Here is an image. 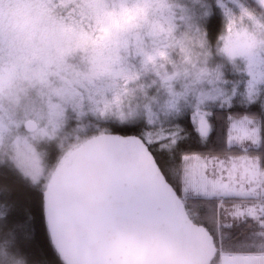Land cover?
<instances>
[{
	"label": "rangeland",
	"instance_id": "374dc122",
	"mask_svg": "<svg viewBox=\"0 0 264 264\" xmlns=\"http://www.w3.org/2000/svg\"><path fill=\"white\" fill-rule=\"evenodd\" d=\"M254 3L264 9V0ZM218 4L229 18L222 52L242 64L244 103L264 106V20L241 0ZM140 7L150 9L143 26L111 35L114 14ZM78 11L94 14L99 40L70 22ZM184 12L171 0H0V163L38 180L51 145L62 150L59 170L98 126L143 121L147 142L161 152L162 137L152 130L182 107L197 126L202 118L210 125L212 110L230 107L239 91L220 86L219 70L207 65L201 29ZM253 42L243 55L232 54ZM28 121L38 124L35 133L25 130ZM261 130L258 119H231L228 145L241 155L184 158L183 199H260L227 209L226 223L253 219L264 227V173L247 155L260 146ZM230 256L222 263L236 258Z\"/></svg>",
	"mask_w": 264,
	"mask_h": 264
},
{
	"label": "water",
	"instance_id": "95a60500",
	"mask_svg": "<svg viewBox=\"0 0 264 264\" xmlns=\"http://www.w3.org/2000/svg\"><path fill=\"white\" fill-rule=\"evenodd\" d=\"M35 133L38 124L24 125ZM45 193L55 248L71 264H212L214 237L190 218L139 137L85 141Z\"/></svg>",
	"mask_w": 264,
	"mask_h": 264
},
{
	"label": "trees",
	"instance_id": "16d2710c",
	"mask_svg": "<svg viewBox=\"0 0 264 264\" xmlns=\"http://www.w3.org/2000/svg\"><path fill=\"white\" fill-rule=\"evenodd\" d=\"M171 1L183 6L184 14L190 17V21L198 23L197 30L201 29L203 50L208 57L207 65L219 70L220 86L230 92L236 88L239 94L235 96L230 107L212 110L211 130L204 138L194 135L197 125L193 114L182 107L183 111L175 113L160 128L158 126L152 130V134L156 132L162 137L158 144L164 146L161 152L147 142L146 133L149 128L143 121L95 127L98 130L92 129L84 142L103 134L143 139L167 180L183 200L192 221L206 227L214 237L217 255L212 264H222L224 255L264 254V227L253 219L228 224L225 215L227 209L240 204H255L260 199L182 197L184 158L200 156L223 159L242 154L240 148L228 145L231 119L251 117L261 121V144L259 147L249 148L247 155L256 159L259 171L264 173V106L260 101L244 103L241 92L245 88L246 79L242 64L231 61L222 52V36L227 29L229 18L219 6L218 0ZM241 1L264 20V9L256 6L255 0ZM193 34L191 32V35ZM49 148L52 149L43 156L44 170L38 180L25 176L12 163H0V264H71L69 260L62 258L55 248L46 218L47 183L51 174L58 170L62 151L57 146L51 145ZM261 201H264V198Z\"/></svg>",
	"mask_w": 264,
	"mask_h": 264
},
{
	"label": "clouds",
	"instance_id": "9594fccd",
	"mask_svg": "<svg viewBox=\"0 0 264 264\" xmlns=\"http://www.w3.org/2000/svg\"><path fill=\"white\" fill-rule=\"evenodd\" d=\"M150 15V9L140 7L138 9H125L120 13H116L111 17L110 29L111 35L116 36L121 32L126 31L130 28L141 27L148 20ZM109 34V29L105 30V35ZM255 42L248 46H241L238 48L233 55L241 56L246 51L250 49V47H254ZM163 55V53H161ZM119 103H123V101H119Z\"/></svg>",
	"mask_w": 264,
	"mask_h": 264
},
{
	"label": "flooded vegetation",
	"instance_id": "af4514ba",
	"mask_svg": "<svg viewBox=\"0 0 264 264\" xmlns=\"http://www.w3.org/2000/svg\"><path fill=\"white\" fill-rule=\"evenodd\" d=\"M58 10H61V6L58 7ZM67 13L70 14L71 12H67ZM72 13H73V11H72ZM68 17H70V22L72 24L83 29L84 32H86L87 34H89V35L95 34L94 38H96L98 40L101 38L100 34H98V32H97L98 31V25H96V23H95V17H94L93 13L86 15L82 11H78L75 13V15L72 14Z\"/></svg>",
	"mask_w": 264,
	"mask_h": 264
},
{
	"label": "crops",
	"instance_id": "0c3cea01",
	"mask_svg": "<svg viewBox=\"0 0 264 264\" xmlns=\"http://www.w3.org/2000/svg\"><path fill=\"white\" fill-rule=\"evenodd\" d=\"M210 198V197H205ZM220 198V197H211ZM230 257H236L230 260V262H225V264H264V254L261 255H232ZM243 257V258H238ZM224 264V263H222Z\"/></svg>",
	"mask_w": 264,
	"mask_h": 264
},
{
	"label": "snow or ice",
	"instance_id": "6c2138e0",
	"mask_svg": "<svg viewBox=\"0 0 264 264\" xmlns=\"http://www.w3.org/2000/svg\"><path fill=\"white\" fill-rule=\"evenodd\" d=\"M240 131H243V129H240ZM210 133V125L205 119H201L197 128L195 129L194 135L204 138L207 137Z\"/></svg>",
	"mask_w": 264,
	"mask_h": 264
}]
</instances>
